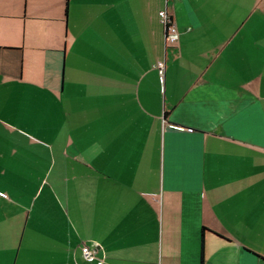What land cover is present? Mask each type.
<instances>
[{"label": "crops", "instance_id": "crops-1", "mask_svg": "<svg viewBox=\"0 0 264 264\" xmlns=\"http://www.w3.org/2000/svg\"><path fill=\"white\" fill-rule=\"evenodd\" d=\"M82 242L264 264V0H0V264Z\"/></svg>", "mask_w": 264, "mask_h": 264}, {"label": "built area", "instance_id": "built-area-1", "mask_svg": "<svg viewBox=\"0 0 264 264\" xmlns=\"http://www.w3.org/2000/svg\"><path fill=\"white\" fill-rule=\"evenodd\" d=\"M161 23L165 27V42L166 45L176 44L179 40V31L177 25L173 22L166 9L159 12ZM158 69L161 74L164 73L163 63H158ZM99 244L96 242H82L80 245L81 253L85 261L97 262L103 264L104 259L98 256Z\"/></svg>", "mask_w": 264, "mask_h": 264}, {"label": "rangeland", "instance_id": "rangeland-1", "mask_svg": "<svg viewBox=\"0 0 264 264\" xmlns=\"http://www.w3.org/2000/svg\"><path fill=\"white\" fill-rule=\"evenodd\" d=\"M33 151L34 152H37V153H40L41 152V150H40V148L39 147H37V146H34L33 147ZM43 152V151H42ZM73 201V200H72ZM66 218H68V220H69V224H71V226H72V229L73 230H75V226H74V216H73V212L71 211V214H70V216L68 217V214H66ZM80 232H82V229H80ZM83 257V256H82ZM84 259V258H83ZM85 261V260H84ZM129 260L128 259H126V262H128ZM86 262V261H85ZM88 263H90V262H88Z\"/></svg>", "mask_w": 264, "mask_h": 264}, {"label": "trees", "instance_id": "trees-1", "mask_svg": "<svg viewBox=\"0 0 264 264\" xmlns=\"http://www.w3.org/2000/svg\"><path fill=\"white\" fill-rule=\"evenodd\" d=\"M202 233H203V231H202ZM201 259H202V261H203V250H202V255H201Z\"/></svg>", "mask_w": 264, "mask_h": 264}]
</instances>
